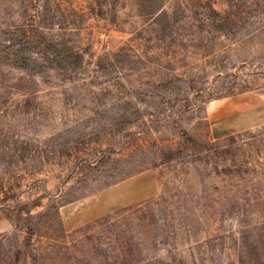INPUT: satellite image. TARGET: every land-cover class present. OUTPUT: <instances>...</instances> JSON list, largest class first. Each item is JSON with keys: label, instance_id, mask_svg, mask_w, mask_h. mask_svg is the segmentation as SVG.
I'll return each mask as SVG.
<instances>
[{"label": "rangeland", "instance_id": "1", "mask_svg": "<svg viewBox=\"0 0 264 264\" xmlns=\"http://www.w3.org/2000/svg\"><path fill=\"white\" fill-rule=\"evenodd\" d=\"M0 264H264V0H0Z\"/></svg>", "mask_w": 264, "mask_h": 264}]
</instances>
